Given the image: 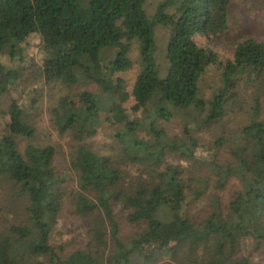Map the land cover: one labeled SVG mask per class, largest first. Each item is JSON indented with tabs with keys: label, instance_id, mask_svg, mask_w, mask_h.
<instances>
[{
	"label": "trees",
	"instance_id": "16d2710c",
	"mask_svg": "<svg viewBox=\"0 0 264 264\" xmlns=\"http://www.w3.org/2000/svg\"><path fill=\"white\" fill-rule=\"evenodd\" d=\"M146 2L0 0V95L19 82L27 48L37 39L41 62L53 71L49 82L70 88L85 80L103 92L84 90L76 94L79 102L53 108L58 130L65 133L80 125L94 131L107 112L106 120L119 125L113 140L120 145L115 154L80 145L71 162L80 187L72 197L75 210L94 217L98 246H107L109 227L114 252L106 260L90 250L63 257L53 240L67 196V176L56 171L55 146L29 142L21 149L19 137L32 139L36 126L33 112L14 99L0 113V189L8 191V203L0 192V264H132L140 246L161 237L165 216L171 219L172 238L179 247L174 261L163 264H254L248 250L242 256L237 252L249 240L256 247L264 245V42L244 40L233 58L224 60L196 41L197 35L220 38L228 33L234 0H163L153 15ZM159 25L169 32L164 76L157 61ZM134 42L140 46V69L130 93L125 80L113 76L135 66L130 56ZM107 47L118 48L105 62L102 51ZM210 67L221 70L222 86L207 99L200 94V79ZM131 97L135 103L127 108ZM245 106L250 118L238 129L233 162H221L216 152L203 158L183 154L181 158L203 171L190 179L185 178L186 167L167 162L178 146L192 145L197 151L204 146L192 135V126H186L185 136H171L160 120L172 119L178 110L198 114L194 127H211ZM224 142L219 137L213 144L217 149ZM127 163L141 166L139 175L125 172ZM212 175L218 190L232 179L239 187L226 206L214 197L213 211L198 222L186 211L188 199L200 197ZM115 204L128 211L131 223L147 225L128 244L119 236ZM10 206L22 214L13 208L15 216L10 218Z\"/></svg>",
	"mask_w": 264,
	"mask_h": 264
},
{
	"label": "rangeland",
	"instance_id": "374dc122",
	"mask_svg": "<svg viewBox=\"0 0 264 264\" xmlns=\"http://www.w3.org/2000/svg\"><path fill=\"white\" fill-rule=\"evenodd\" d=\"M163 0H147L145 8L150 15L156 11L158 4ZM254 38L264 42V0H234L231 7L230 30L220 38L197 35L196 41L209 49L217 51L224 60L233 58L234 52L238 43ZM156 40L158 44L157 61L161 66L162 75L166 74L168 62L166 60L167 47L169 42L168 29L162 25L156 28ZM66 43L65 48H67ZM118 47L105 48L102 51V58L108 62L115 57ZM26 60L22 62L21 76L17 84L11 87L0 95V113L7 111L14 99H18L23 103L28 111L33 112L34 122L36 126V134L32 139L19 137L21 149H24L29 142L38 146H55L57 153L54 159V166L58 175L67 176L64 182V188L67 196L64 200V205L57 223V238L53 243L57 247L58 252L66 257L77 250H90L100 259L106 260L114 252V242L107 230V246H98L93 238V227L95 219L93 216H85L79 214L74 207L72 197L80 191L78 177L71 168L73 155L80 145H85L101 154H115L116 149L120 147L113 140V134L118 128L108 122L107 112H102V120L94 131L86 129L80 125H76L65 133H61L52 115V110L60 104H64L71 100L79 102L78 94L84 90L101 93V87L96 83H91L85 80L80 81L76 86L67 88L55 81H48L53 74L51 68L44 66L41 62L42 51L39 40H32L31 45L27 48ZM130 56L135 62V66L122 73H117L113 76L114 79L122 78L125 80V90L132 93L134 83L139 73L140 46L138 42L132 44ZM43 71V74H42ZM221 70L218 67H210L200 79V94L210 99L213 94L220 89ZM100 77L105 80V77L100 74ZM4 82L0 76V83ZM106 82L108 79L106 78ZM103 93V92H102ZM134 98L131 97L124 105L131 108L134 105ZM246 108V106H245ZM238 109L237 112L230 113L222 121L214 124L211 127H194V122L197 115L186 114L187 112L174 110V116L170 120H160L161 126L171 136H185V128L187 125L192 126V135L195 136L200 144L204 147L197 149L192 145L178 146V153L169 154L166 158L167 162L173 164H181L186 167L185 178L190 179L194 173L203 175V171H198V166H193V161L187 158H181L183 154H196L199 158L206 157L210 153L216 152L218 159L223 163L233 162V148L237 146L235 142L239 140L238 129L249 120V108ZM142 116L141 113L137 114ZM260 119L264 120V107L260 115ZM140 135L145 136L146 132H141ZM222 137L225 142L216 149L213 142ZM175 148V147H173ZM125 172L129 175H139L141 166L137 164L127 163L123 166ZM131 177V176H130ZM191 183V182H190ZM203 183L200 185L202 186ZM216 176L212 175L208 189L200 196H190L186 206L188 215L195 221H201L206 218L212 211V200L214 197H219L223 205L228 203L234 197L238 189V181L232 179L222 190L216 187ZM0 192L4 195L3 198L8 203V191L3 187ZM189 192V191H188ZM10 206V218H14L15 212ZM116 219L119 223V236L128 244L132 238L141 234L147 227L144 223H131L128 220V211L122 205L115 204ZM17 214H22L18 209ZM166 227L161 234V237L153 240L150 243H144L139 247L138 251L132 257V264H163L173 260V252L179 246V242L173 240L171 219L168 216L163 218ZM245 249L251 254L254 259V264H264V245L256 247L253 240L243 243L237 252V256L245 254ZM148 260V261H147ZM151 261V262H150ZM231 264V263H228Z\"/></svg>",
	"mask_w": 264,
	"mask_h": 264
}]
</instances>
